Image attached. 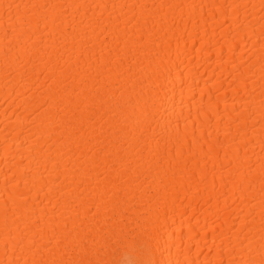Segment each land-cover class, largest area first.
Wrapping results in <instances>:
<instances>
[{"label":"bare ground","instance_id":"6f19581e","mask_svg":"<svg viewBox=\"0 0 264 264\" xmlns=\"http://www.w3.org/2000/svg\"><path fill=\"white\" fill-rule=\"evenodd\" d=\"M0 264H264V0H0Z\"/></svg>","mask_w":264,"mask_h":264}]
</instances>
